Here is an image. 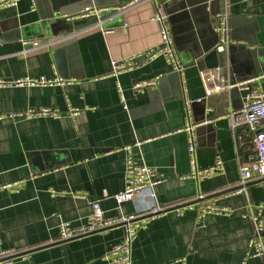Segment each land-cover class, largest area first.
I'll list each match as a JSON object with an SVG mask.
<instances>
[{
    "label": "crops",
    "instance_id": "0c3cea01",
    "mask_svg": "<svg viewBox=\"0 0 264 264\" xmlns=\"http://www.w3.org/2000/svg\"><path fill=\"white\" fill-rule=\"evenodd\" d=\"M44 1L20 0L0 10V80L45 76L66 82L0 86V185L18 182L15 189L0 190V236L13 252L9 264H110L103 257L124 240V226L59 237L63 222L73 227L87 222L92 199L101 200L108 218L150 212L155 204L166 210L138 228L134 264H264L263 257L244 259L254 225L243 216L248 202H264V183L253 180L248 194H233L241 165L253 161L256 151L249 130L233 132L227 117L243 106L250 88L264 93V0H147L118 8L106 22L97 15H64L47 31ZM128 1L94 0L93 7ZM160 5L170 16L185 85L164 55L113 73L114 60L160 46L154 19ZM225 12L232 42L222 52L218 83L231 87L206 96L201 77L206 67L197 56L217 46L218 15ZM29 40L41 46L33 49L25 44ZM249 59L258 64L255 79H245ZM156 78L157 86L135 91L137 82ZM187 98L211 103L204 121L197 120L203 108H192L199 124V166L209 167L218 157L224 162L222 174L201 181L187 177ZM43 108L57 109L60 116L26 115ZM130 156L154 168L160 183L155 200L145 192L118 207L115 195L125 188ZM82 193L88 198L77 196ZM208 196L215 197L202 199ZM209 202L231 214L201 215ZM188 203L193 206L174 209Z\"/></svg>",
    "mask_w": 264,
    "mask_h": 264
},
{
    "label": "built area",
    "instance_id": "2783aa9c",
    "mask_svg": "<svg viewBox=\"0 0 264 264\" xmlns=\"http://www.w3.org/2000/svg\"><path fill=\"white\" fill-rule=\"evenodd\" d=\"M20 0H0V10L9 7H15ZM147 0H132L130 3L124 5L134 6ZM123 7V6H122ZM105 8L87 7L80 13V17H89L90 15L100 16ZM154 19L160 25L161 44L158 48L150 52L140 53L122 61L114 60L112 63L113 73L119 74L130 71L152 59L158 55H164L173 71L177 72L185 85V66L181 63L177 56L174 44L173 32L170 24V16L165 12L162 5L158 6ZM216 32L219 36L217 43L218 52H224L231 44L230 39V25L228 13H221L218 15V25ZM26 45L36 49L41 46L38 40H29L25 42ZM222 74V68L216 67L211 69H204L201 72L202 81L205 87L206 96H211L215 93L224 91L231 86H222L218 83V78ZM159 78L154 80H144L137 82L134 85L135 91L139 92L148 87H155L158 85ZM66 82L61 79H49L45 76L40 78L25 77L20 78L14 82H6L0 80V86H53L64 85ZM249 88V87H247ZM186 105V122L184 131L188 135V150L190 156V173L187 177L194 178L198 181L212 178L224 172V162L221 157H218L214 164L209 167L202 168L198 164L197 159V135L196 130L199 124L192 118V101L188 98L185 101ZM72 111V110H71ZM27 116H60V111L57 109L43 108L36 112H29ZM227 117L231 121L233 132H237L239 128L246 127L252 137V144L256 151V157L253 161L242 164L240 167V181L237 189L233 194L245 193L248 194L249 183L253 180H260L264 183V93L255 88H250L247 98L242 107L231 109ZM130 149V148H128ZM160 183L158 173L154 168L139 163L134 156H130L127 160L125 170V188L115 195L118 207L125 202L135 200L142 196L145 192L149 193L152 200L156 199L155 187ZM18 182L14 184H2L0 190L15 189ZM82 198H88L85 193L77 194ZM92 212L87 218V222L79 227H73L69 223L63 222L60 226L59 237L61 240H71L79 238L92 233L107 230L115 226H124L125 236L121 243L114 245L103 257L110 264H134L132 260V245L137 235L139 227L143 226L145 222L165 210L159 208L155 204L150 212H141L136 214H121L118 217L108 218L106 211L101 205L100 199H92L90 201ZM189 205L186 207H192ZM184 207V208H186ZM182 209V208H181ZM178 209V210H181ZM206 212L215 214L230 215L231 210L227 207L219 206L214 203H208L201 215ZM252 220L254 225V234L250 240L249 248L245 254V261L251 257L264 258V202L254 205L248 202L247 212L243 214ZM13 252L3 247L2 238L0 236V264H9L12 260Z\"/></svg>",
    "mask_w": 264,
    "mask_h": 264
},
{
    "label": "water",
    "instance_id": "95a60500",
    "mask_svg": "<svg viewBox=\"0 0 264 264\" xmlns=\"http://www.w3.org/2000/svg\"><path fill=\"white\" fill-rule=\"evenodd\" d=\"M97 2V0H95ZM122 1V0H121ZM130 1V0H129ZM128 1V2H129ZM45 5L49 8V14L47 18H43V25L45 26V30L47 31L48 26H55L58 24L57 21L61 17L65 16H78L80 13L89 6L93 7L94 0H45ZM128 2H122L120 5H115L116 2H113L111 6L101 7L105 8L99 16V20L101 22H106L111 16H114L118 13V8L126 5ZM43 4V3H42ZM100 7V6H99ZM2 24V23H1ZM44 35V34H43ZM223 58V54L218 52L217 48L211 50H204L200 52L197 56L198 64L202 67H206V69L216 68L221 65V60ZM258 75V64L253 59H249L247 62L246 69V77L245 79H255ZM252 85L258 86L259 82L253 83ZM211 106L210 100L203 99L196 102H193L192 108L193 111L200 108H203V114L200 118H197L198 121H204L206 116V107ZM215 196H208L202 198L203 200H212ZM211 203V202H209ZM193 205V203L183 204L175 207L174 209H181L186 206ZM166 211V210H165Z\"/></svg>",
    "mask_w": 264,
    "mask_h": 264
}]
</instances>
